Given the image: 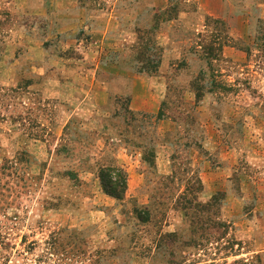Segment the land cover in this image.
<instances>
[{
	"label": "rangeland",
	"instance_id": "1",
	"mask_svg": "<svg viewBox=\"0 0 264 264\" xmlns=\"http://www.w3.org/2000/svg\"><path fill=\"white\" fill-rule=\"evenodd\" d=\"M0 264H264V0H0Z\"/></svg>",
	"mask_w": 264,
	"mask_h": 264
},
{
	"label": "trees",
	"instance_id": "2",
	"mask_svg": "<svg viewBox=\"0 0 264 264\" xmlns=\"http://www.w3.org/2000/svg\"><path fill=\"white\" fill-rule=\"evenodd\" d=\"M101 179H102L103 189L107 194L115 198L122 197L125 188V182L120 184L116 180L111 179V177H109L108 179L105 177Z\"/></svg>",
	"mask_w": 264,
	"mask_h": 264
}]
</instances>
